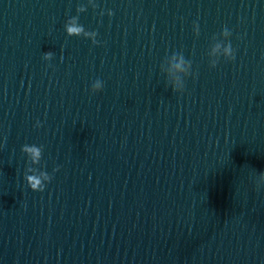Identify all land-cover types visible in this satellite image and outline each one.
I'll return each instance as SVG.
<instances>
[{
  "label": "water",
  "instance_id": "water-1",
  "mask_svg": "<svg viewBox=\"0 0 264 264\" xmlns=\"http://www.w3.org/2000/svg\"><path fill=\"white\" fill-rule=\"evenodd\" d=\"M0 264H264V0H5Z\"/></svg>",
  "mask_w": 264,
  "mask_h": 264
},
{
  "label": "clouds",
  "instance_id": "clouds-1",
  "mask_svg": "<svg viewBox=\"0 0 264 264\" xmlns=\"http://www.w3.org/2000/svg\"><path fill=\"white\" fill-rule=\"evenodd\" d=\"M70 31H71V32H77V31H79V30L76 29V28H70Z\"/></svg>",
  "mask_w": 264,
  "mask_h": 264
}]
</instances>
